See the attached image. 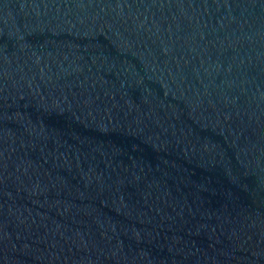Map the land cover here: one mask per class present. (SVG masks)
<instances>
[{
    "label": "water",
    "instance_id": "1",
    "mask_svg": "<svg viewBox=\"0 0 264 264\" xmlns=\"http://www.w3.org/2000/svg\"><path fill=\"white\" fill-rule=\"evenodd\" d=\"M0 264H264V0H0Z\"/></svg>",
    "mask_w": 264,
    "mask_h": 264
}]
</instances>
